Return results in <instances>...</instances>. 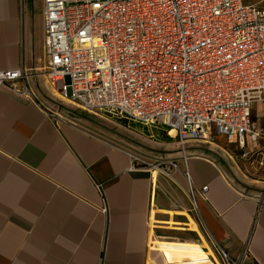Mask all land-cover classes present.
Segmentation results:
<instances>
[{"label":"crops","instance_id":"obj_1","mask_svg":"<svg viewBox=\"0 0 264 264\" xmlns=\"http://www.w3.org/2000/svg\"><path fill=\"white\" fill-rule=\"evenodd\" d=\"M46 64L43 0H0V70L29 90L0 87V264H225L215 245L264 264V190L235 143H187L197 212L176 139L65 103Z\"/></svg>","mask_w":264,"mask_h":264},{"label":"built area","instance_id":"obj_2","mask_svg":"<svg viewBox=\"0 0 264 264\" xmlns=\"http://www.w3.org/2000/svg\"><path fill=\"white\" fill-rule=\"evenodd\" d=\"M23 7L24 0H21ZM46 71L59 97L87 113L159 127L176 139L193 209L189 142L222 136L264 190V5L246 0H43ZM24 67L0 87L29 96ZM247 136L251 145L248 147ZM168 170L178 167L168 161ZM208 185L201 188L206 194ZM107 206L103 210L107 211ZM225 264H236L218 249Z\"/></svg>","mask_w":264,"mask_h":264},{"label":"rangeland","instance_id":"obj_3","mask_svg":"<svg viewBox=\"0 0 264 264\" xmlns=\"http://www.w3.org/2000/svg\"><path fill=\"white\" fill-rule=\"evenodd\" d=\"M246 2H250V3H258V4H262V5H264V0H246ZM44 69H46V65L44 66ZM90 115H93L94 117H98V119H102V120H104V121H106V122H109L110 123V121L111 120H119L117 117H113L112 115H109V114H106V113H100V114H94V113H89ZM253 115H254V117L255 118H259L260 120V122H262L263 120H264V104L263 103H257V104H255L254 105V108H253ZM164 137H167V138H169L168 137V135H165ZM220 141L221 142H226L227 140H226V138H225V140L224 139H220ZM247 142H248V147H250V145H251V140H250V137L249 136H247ZM228 151H230V152H236V153H238V149H235L234 150V148H229V150ZM161 165H160V168H163V167H165V168H168V166L170 165V163L167 161V160H163V161H160L159 162ZM158 163H154V164H152V165H148L149 167H154V166H156ZM184 165H185V168L187 167V165H186V163L184 162ZM176 169V168H175ZM175 169H172V170H168V169H166V171H168L169 173H170V176H172L173 174H174V172H175ZM162 172V171H161ZM162 173H164V174H166V175H169V174H167L166 172H162ZM246 177L248 178V179H256V178H260V174H258V175H252V174H247L246 175ZM252 182H253V180H251ZM255 182V181H254ZM221 258V257H220ZM221 260H222V258H221Z\"/></svg>","mask_w":264,"mask_h":264},{"label":"bare ground","instance_id":"obj_4","mask_svg":"<svg viewBox=\"0 0 264 264\" xmlns=\"http://www.w3.org/2000/svg\"><path fill=\"white\" fill-rule=\"evenodd\" d=\"M183 159L185 160L186 158L183 156Z\"/></svg>","mask_w":264,"mask_h":264}]
</instances>
